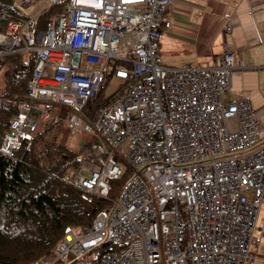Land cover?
I'll return each mask as SVG.
<instances>
[{
  "label": "built area",
  "instance_id": "1",
  "mask_svg": "<svg viewBox=\"0 0 264 264\" xmlns=\"http://www.w3.org/2000/svg\"><path fill=\"white\" fill-rule=\"evenodd\" d=\"M173 0H13L27 19L0 33V57L33 53L27 100L0 143L11 155L21 140L59 126L86 132L97 150L62 180L85 192L106 191L128 170L112 205L89 226L67 227L31 264H245L263 234L264 142L246 97L224 103L236 68L230 50L208 65L162 62L159 40ZM59 10L45 30L37 17ZM228 17L229 14H225ZM224 28L230 30V25ZM115 75L124 83L87 115L86 101ZM128 143V150L122 145ZM0 264H8L0 262Z\"/></svg>",
  "mask_w": 264,
  "mask_h": 264
},
{
  "label": "trees",
  "instance_id": "2",
  "mask_svg": "<svg viewBox=\"0 0 264 264\" xmlns=\"http://www.w3.org/2000/svg\"><path fill=\"white\" fill-rule=\"evenodd\" d=\"M58 10L51 5L42 12L36 19L35 32L45 30L48 20ZM26 19L13 0H0V33L10 21ZM32 67L30 51L0 57V143L11 118L27 100ZM108 78L86 101L83 110L87 115L92 116L116 92L103 94ZM58 153V161L40 162L32 147H27L26 140H21L11 155L0 152V262L31 264L45 257L55 249L67 227L89 226L101 210L110 207L128 177L126 170L118 179L111 180L103 195L85 192L62 180L67 168L78 165L79 154L65 148ZM112 247V243L106 242L91 250L85 264H97L102 252ZM66 264L81 263L73 259Z\"/></svg>",
  "mask_w": 264,
  "mask_h": 264
},
{
  "label": "crops",
  "instance_id": "3",
  "mask_svg": "<svg viewBox=\"0 0 264 264\" xmlns=\"http://www.w3.org/2000/svg\"><path fill=\"white\" fill-rule=\"evenodd\" d=\"M165 18L171 23L161 33L160 57L184 65H208L224 50L233 53L236 68L221 98L224 103L234 96L250 100L260 124L259 143H263L264 0H173ZM225 24L230 25V30L224 28ZM256 225L263 234L255 248V258L245 264H264V205Z\"/></svg>",
  "mask_w": 264,
  "mask_h": 264
},
{
  "label": "rangeland",
  "instance_id": "4",
  "mask_svg": "<svg viewBox=\"0 0 264 264\" xmlns=\"http://www.w3.org/2000/svg\"><path fill=\"white\" fill-rule=\"evenodd\" d=\"M162 58V55H161ZM163 63L167 65L173 66H183L182 62H178L175 60H167L162 58ZM191 62V61H190ZM194 65L195 63H190ZM124 79L119 78L115 75H111L108 78V82L103 87V94L105 96L115 92L117 89L122 87ZM1 83V80H0ZM45 131H41L37 134L33 143H31L30 147H32L36 156L40 159V162L47 164V162H53L54 160H59V150L61 148H65L66 150L79 154L78 157L82 158L83 156H88L94 151L97 150V147L93 145V143H88L87 141L92 140L90 138V134L86 132H76L71 133L70 128L67 126H59L52 134H45ZM124 151L128 150V143H124L122 145ZM79 164V161L77 162ZM76 166V164H72L70 167ZM96 193L99 195H103L105 191L103 189H97Z\"/></svg>",
  "mask_w": 264,
  "mask_h": 264
}]
</instances>
